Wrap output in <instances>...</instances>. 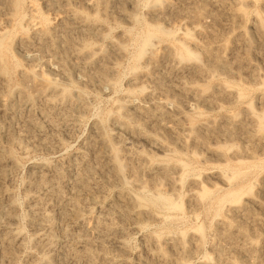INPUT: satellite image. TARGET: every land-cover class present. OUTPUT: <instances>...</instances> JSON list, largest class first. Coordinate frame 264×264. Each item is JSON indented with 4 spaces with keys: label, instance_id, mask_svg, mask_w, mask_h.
<instances>
[{
    "label": "rangeland",
    "instance_id": "1",
    "mask_svg": "<svg viewBox=\"0 0 264 264\" xmlns=\"http://www.w3.org/2000/svg\"><path fill=\"white\" fill-rule=\"evenodd\" d=\"M31 1L46 25L75 15L92 26L74 36L90 64L67 55L65 75L62 54L17 44ZM0 28L9 45L0 52V152L11 159L0 162V210L11 209L7 225L21 237L0 241V264H86L71 248L87 247L93 264H264V0H0ZM185 47L194 55L182 58ZM34 74L67 88L71 102H22L41 82ZM50 95L54 105L62 97ZM103 139L135 166L141 151L152 170L135 177L126 166L121 183ZM78 217L115 229L90 233V247Z\"/></svg>",
    "mask_w": 264,
    "mask_h": 264
},
{
    "label": "bare ground",
    "instance_id": "2",
    "mask_svg": "<svg viewBox=\"0 0 264 264\" xmlns=\"http://www.w3.org/2000/svg\"><path fill=\"white\" fill-rule=\"evenodd\" d=\"M49 1L53 2L55 0H49ZM6 2L8 4H12V3L16 4L17 0H6ZM22 17L26 21L27 25L25 27H23L24 33H22L21 35H19L17 37V44L21 48H23L25 50H30V48L33 47L32 48L33 50L38 49V50H43V51L45 50V52L47 51V52H50L52 54L53 53L62 54V57L60 58L61 60H59V63L61 65L62 73L65 75L69 74V72L72 70L71 66L68 64L67 55L69 57H70V55L73 57L75 56V58H77L78 60L81 59L87 65L90 64L88 55L83 53L82 50L76 48L75 42H74V36H75L76 32L85 33V30L87 28L92 27L91 25H86L79 17H76L75 15H73L71 18L69 17V19L67 17H60V20H59L57 25H53V26L52 25L51 26L46 25L44 20H43V16L40 14V12H38L36 5L32 1L27 2L24 5L23 11H22ZM59 41H61V43L62 42L64 43L65 46L63 45L64 46L63 49H60V47H59L60 42ZM150 44H151L150 40L146 39L145 40V46L150 45ZM196 45H198V43ZM7 49H9L8 34H7V31L0 28V52L3 50H7ZM33 50H30V51H33ZM207 51L213 52L212 49H209ZM193 55H194V53L189 48L185 47L184 50L182 51L181 57L184 58V57H190ZM162 56H164V55H162ZM160 58H162V57H159L153 51L151 52L150 60L152 62L158 63L160 61ZM196 68L200 71H203V68L201 66L197 65ZM32 78H35V79L38 78L41 82L36 80L40 83H38V86L36 87V91L33 92L34 94L23 93V91L21 90L23 93V96H20L19 98L22 99L21 100L22 102H25L26 104H30V103H32V100L33 101L35 100L34 99L35 97H41V98H45V100L50 105L52 104L53 106H58V105H63V103L70 101L71 97H69L68 89L65 87L59 86L54 79H51V78L44 76V75L39 76V75H35V74H34V77H32ZM187 88L190 91L195 90L193 87H187ZM54 92H60L61 96H62V97H59L60 99L57 100V103H55L56 105L53 104L55 102V100L50 95V93H54ZM22 93H20V95H22ZM241 96H243V94L241 92H238L237 97H241ZM79 98H81V95H79ZM135 99H136V97H133V96L131 98H129V100H128L129 105L136 109L137 115L148 117L149 115H147V112L143 108H141L137 105L136 106L134 105ZM166 104H167V102L160 103L158 105V114L166 115L169 113V112H167L168 109H166L167 108ZM120 127H121V129H125L134 138H139V137L145 136V134L142 131V128L140 127V124L139 125L135 124V122H132V123L131 122H129V123H122L121 122ZM103 141L106 142V144L108 145V148H109V154H108L109 164H110L109 170L121 181V183L124 184V183L128 182V180L124 176V170H125L126 166L129 167L130 171L133 173V175L135 177H140L143 172L152 170L153 165L155 163L150 159H144L145 158L144 154L141 151H137V152H135V154L133 153L140 160V162L138 163V166L137 165L135 166V164H133L134 161L132 162V158H133L132 153L130 154L129 152L126 151L124 154H122L121 150L119 148L115 147L114 145L110 144V142H108L109 141L108 139H105V140L103 139ZM155 143L160 145V143L157 139H155ZM123 157L125 158V160ZM8 158H9L8 154H6L4 152H0V162H4ZM142 160H144V162ZM89 168L90 167H88V169ZM182 168L184 171H187L188 165L183 164ZM164 171L169 172V170L167 168H165ZM82 177L76 178L77 179L76 183L78 184V186H80V184H84L87 182L85 180V178H82ZM38 178H39L38 181L40 183V185H38V186L40 188L45 187L44 175L40 174L38 176ZM53 183L56 185L59 183V181H55ZM56 187H57V185H56ZM56 187H54L52 185L48 186V188L50 189L49 193L53 192ZM157 198L160 200L164 199L161 196H159ZM10 207H11V205H10ZM34 213L36 215L41 216V220H38L37 224H44V223L46 224L47 223V227L50 230L49 231V235H50L49 238L51 239L52 227H51V224L49 222L51 220L50 214L47 211H45V209L43 210V208L40 207V204H38V206L35 207ZM77 214H78V212H77ZM78 216H79V214H78ZM0 217H1L0 219L3 218V220H0V241L2 242V244H5V246H7V247H11V245H13V244H20L21 243L20 234L15 233L7 225L9 219L12 218L11 209H7L6 211H1ZM4 221H5V223H4ZM78 221H79V223L82 224L83 236L86 239L87 245L90 247L95 242L94 239L90 236V233L95 232L98 235H102V233H104V232L109 233L115 229L114 228L115 226L114 227L108 226V225H112V224H108V225L103 224L104 220L102 221V217H87V218L86 217L85 218L80 217L77 220V222ZM47 238L43 239V241H45ZM101 242H102V240H101ZM101 242H99V243H101ZM174 243L176 246L180 247L183 251L187 248L186 243L183 239L174 240ZM46 244H48V241H46L44 245H46ZM68 244L69 243H67V247H70L71 244L70 245H68ZM7 247L4 249L7 250ZM71 249H72V254L74 255V257L81 258L83 256L84 258L86 257V260H85L86 264L92 263V258H93L91 255L92 253H91V251H89L88 247L86 248V250H83V251H80V250L77 251V249L74 250L73 248H71ZM5 250H3V251L5 252ZM11 251H13V250L11 249L10 252ZM6 252H5V254H6ZM10 252H7V254H10ZM68 252H70V251H68ZM68 255H71V254H68ZM82 260L83 259H81L80 261H82Z\"/></svg>",
    "mask_w": 264,
    "mask_h": 264
}]
</instances>
